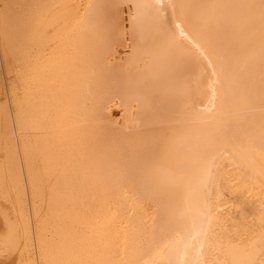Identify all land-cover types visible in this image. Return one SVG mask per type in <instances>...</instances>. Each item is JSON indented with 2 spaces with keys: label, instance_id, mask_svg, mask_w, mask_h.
I'll return each instance as SVG.
<instances>
[{
  "label": "bare ground",
  "instance_id": "6f19581e",
  "mask_svg": "<svg viewBox=\"0 0 264 264\" xmlns=\"http://www.w3.org/2000/svg\"><path fill=\"white\" fill-rule=\"evenodd\" d=\"M0 264H264V0H0Z\"/></svg>",
  "mask_w": 264,
  "mask_h": 264
},
{
  "label": "rangeland",
  "instance_id": "374dc122",
  "mask_svg": "<svg viewBox=\"0 0 264 264\" xmlns=\"http://www.w3.org/2000/svg\"><path fill=\"white\" fill-rule=\"evenodd\" d=\"M121 118H122V116H121ZM121 118H120V119H121Z\"/></svg>",
  "mask_w": 264,
  "mask_h": 264
}]
</instances>
